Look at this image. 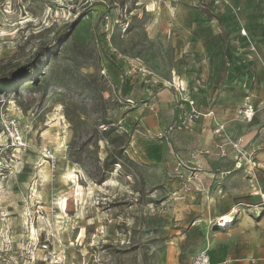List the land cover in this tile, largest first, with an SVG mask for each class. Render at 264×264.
Returning a JSON list of instances; mask_svg holds the SVG:
<instances>
[{"label":"rangeland","instance_id":"obj_1","mask_svg":"<svg viewBox=\"0 0 264 264\" xmlns=\"http://www.w3.org/2000/svg\"><path fill=\"white\" fill-rule=\"evenodd\" d=\"M263 51L264 0H0V264H188L192 224L239 204L254 238L217 240L264 263L245 162L214 134L251 133L246 72L226 69ZM172 153L203 185L182 192Z\"/></svg>","mask_w":264,"mask_h":264},{"label":"crops","instance_id":"obj_2","mask_svg":"<svg viewBox=\"0 0 264 264\" xmlns=\"http://www.w3.org/2000/svg\"><path fill=\"white\" fill-rule=\"evenodd\" d=\"M254 46V45H252ZM254 48V47H253ZM262 55L264 56V51L262 52ZM258 67V69H257ZM233 69H229L227 67L226 71L227 72H243L245 74L240 76L243 79V82H245L247 86V90L249 94V97L246 99V103L241 100L239 103V110L243 109L245 107L252 106L257 110V114L253 118L251 122H248L247 125L249 124L252 127L251 133L246 137L242 138V141L245 144V147L247 150L250 151H256V159L257 162L260 165H264V114H261L262 109L264 108V64L263 65H258L256 67L252 65H241V64H236L232 66ZM247 68V69H246ZM238 83H240L238 81ZM240 90V89H239ZM259 93L261 96V99H256V93ZM240 112V111H238ZM238 119V117H237ZM216 123H227V122H221V119L217 121L215 119ZM230 133L233 130L232 127H230ZM229 133V134H230ZM246 140V141H245ZM173 152V151H172ZM173 154V153H172ZM240 167V165L238 166ZM233 169V171H232ZM229 170V172H235L234 167ZM258 181L253 180L250 182V179L246 176V184L249 190V196L252 199H258L259 202L255 205H248L249 207L252 208V210H249L253 216L259 217L261 219H264V214L260 213V210L256 208L255 206H258L259 203L261 202V199L259 197V193L262 192L264 193V170H259L258 171ZM200 183L203 185V181L198 180ZM181 183V185H183ZM215 185L219 187V189H222L223 186V180L222 179H217L215 181ZM202 188V187H201ZM182 189V188H181ZM222 191V190H221ZM258 193V194H257ZM243 204H239L237 206L232 207L228 211L225 212H211L209 215L211 216V221L209 223V227L203 223H194L191 226V229L193 231H196L198 234L197 238L194 240L195 244L193 247L195 248L193 250V254H191L188 257L189 263H191L192 258L198 253L201 252L205 249H209V254L211 257L212 264H264L261 258H254L252 256L247 257V258H232L233 254L231 252V247L227 243H222L221 241H218V234H226L229 237L233 238L235 237L238 240H241L243 242L248 241L249 239L254 238V236H249V235H243L242 233L244 232L243 228L244 226L250 225H244L242 222L239 220V214L237 215L236 220L234 223L228 227L225 231H215L214 229L211 228V223H213L216 219L227 216L232 211L241 212L239 209L241 208ZM213 218V219H212ZM187 236H182V237H177L176 242L181 245L184 244ZM188 239H193L192 236H189ZM172 246H177V245H172ZM179 248V247H178ZM176 248V251L178 250ZM254 259H259V262H252Z\"/></svg>","mask_w":264,"mask_h":264},{"label":"built area","instance_id":"obj_3","mask_svg":"<svg viewBox=\"0 0 264 264\" xmlns=\"http://www.w3.org/2000/svg\"><path fill=\"white\" fill-rule=\"evenodd\" d=\"M242 34H243V36H246L245 31H243ZM186 102H188L190 105V111L188 113L190 121L197 120L201 116V114L197 111L195 102L193 100H190V99L189 100L187 99ZM256 114H257V110L252 106L245 107V108L241 109V111L239 112V116L243 117L247 122H251ZM10 126L12 127V125H10ZM10 126H8L6 128L10 129ZM185 126H186V123L184 121H178L168 128L167 133L172 134L175 132H181L185 128ZM229 133H230V128H229L227 123L217 124L216 129L214 131V134L216 136L226 137L229 140L232 148L239 155V162L236 163V168L240 169L242 167V164L244 161L245 162L244 163L245 173H246L247 177L250 179V182H252L253 180L258 181L257 180L258 179L257 173L259 170H264V165H260L257 162L256 151L248 152L245 145H243L242 140L239 139L236 141H232L231 138L229 137ZM17 141H18L17 144L19 146H23L21 143V140H17ZM12 144H15V143L12 142ZM2 148H3V146L0 145V151L2 150ZM216 148L219 150V155H221V157L227 156V152H226L225 147L217 146ZM210 154H211L210 150H202L199 153H191L190 156L195 159L199 155H210ZM173 156L175 157L176 162H177L176 171L178 173V177L181 179H184L182 192L184 194H188L192 190L191 189V183L193 181L199 179V176L197 174L191 173L187 178L186 177L184 178L183 171L185 170V163H184L182 157L180 156V154L173 153ZM51 160H52L53 166H55L56 160L55 159H51ZM239 165H240V167H238ZM185 176H187V175H185ZM259 197L261 199V202L259 203L258 206H255V207L260 210V213L264 214V193L260 192ZM238 213H239L238 211L233 213L232 219H227V216H223V217L216 219L213 223H211V228L214 229V227L217 226V231H225L228 227H230L234 223V221L236 220L235 218H237ZM252 262H259V259H254V260H252ZM190 264H212L211 257L209 254V249H205V250L199 252L198 254H196L192 258V261Z\"/></svg>","mask_w":264,"mask_h":264},{"label":"bare ground","instance_id":"obj_4","mask_svg":"<svg viewBox=\"0 0 264 264\" xmlns=\"http://www.w3.org/2000/svg\"><path fill=\"white\" fill-rule=\"evenodd\" d=\"M60 148H61V147H59L58 150H59ZM56 152H58V151H56ZM43 174H44V173H43ZM71 175H72V174H71L70 172H67V173H66V177H65V179H66V180H68V179H72ZM42 176H43V175H42ZM45 177H46V176H45ZM78 186H79V185H78ZM80 189H81V188H80ZM32 191H33V193H34L35 195H37V196L39 195L38 189H37L36 187H34ZM61 206H62L63 209H65V208L68 206V201H67L66 199H63ZM230 219H231V218H230ZM32 230H33V229H32ZM34 232L36 233V230H34Z\"/></svg>","mask_w":264,"mask_h":264},{"label":"trees","instance_id":"obj_5","mask_svg":"<svg viewBox=\"0 0 264 264\" xmlns=\"http://www.w3.org/2000/svg\"><path fill=\"white\" fill-rule=\"evenodd\" d=\"M114 164H116V163H112V166H114ZM107 167H108V166H107ZM108 171H109V172H113V168H110V169H109V167H108Z\"/></svg>","mask_w":264,"mask_h":264},{"label":"water","instance_id":"obj_6","mask_svg":"<svg viewBox=\"0 0 264 264\" xmlns=\"http://www.w3.org/2000/svg\"><path fill=\"white\" fill-rule=\"evenodd\" d=\"M214 230L217 231V226L214 227Z\"/></svg>","mask_w":264,"mask_h":264}]
</instances>
